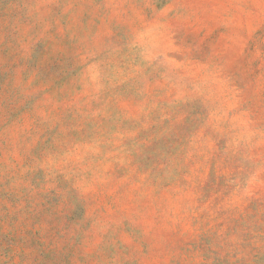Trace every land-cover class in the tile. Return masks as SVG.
Returning a JSON list of instances; mask_svg holds the SVG:
<instances>
[{
  "label": "rangeland",
  "instance_id": "rangeland-1",
  "mask_svg": "<svg viewBox=\"0 0 264 264\" xmlns=\"http://www.w3.org/2000/svg\"><path fill=\"white\" fill-rule=\"evenodd\" d=\"M0 264H264V0H0Z\"/></svg>",
  "mask_w": 264,
  "mask_h": 264
}]
</instances>
